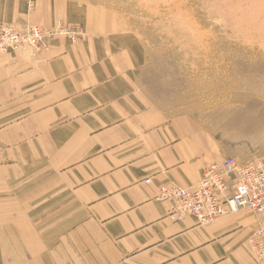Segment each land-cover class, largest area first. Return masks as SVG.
<instances>
[{
  "label": "crops",
  "instance_id": "0c3cea01",
  "mask_svg": "<svg viewBox=\"0 0 264 264\" xmlns=\"http://www.w3.org/2000/svg\"><path fill=\"white\" fill-rule=\"evenodd\" d=\"M135 1L0 0V26L86 34L0 53V264H255L251 211L198 225L157 200L216 157L148 73Z\"/></svg>",
  "mask_w": 264,
  "mask_h": 264
},
{
  "label": "rangeland",
  "instance_id": "374dc122",
  "mask_svg": "<svg viewBox=\"0 0 264 264\" xmlns=\"http://www.w3.org/2000/svg\"><path fill=\"white\" fill-rule=\"evenodd\" d=\"M125 4L128 7L120 8L122 16H134L130 22H136L144 39L148 73L158 75L169 106L174 102V115L189 118L206 137L208 154L216 157L215 162L229 157L239 164L264 162V0ZM57 25L82 31L75 40L49 36L44 50L55 37L73 43L86 38L83 26L63 22L50 29L12 27H37L49 35ZM22 52L36 54L6 53Z\"/></svg>",
  "mask_w": 264,
  "mask_h": 264
},
{
  "label": "built area",
  "instance_id": "2783aa9c",
  "mask_svg": "<svg viewBox=\"0 0 264 264\" xmlns=\"http://www.w3.org/2000/svg\"><path fill=\"white\" fill-rule=\"evenodd\" d=\"M64 27V28H62ZM79 27L57 25L53 33L45 35L36 27H0V52L25 51L39 53L46 48V38L67 35L75 40L81 34ZM157 200L168 202V217L174 222L186 215L198 225H207L221 217L241 210L255 215L254 230L247 239L254 263L264 264V163L238 165L229 157L220 164L205 168L199 183L192 188L175 184L160 186Z\"/></svg>",
  "mask_w": 264,
  "mask_h": 264
},
{
  "label": "bare ground",
  "instance_id": "6f19581e",
  "mask_svg": "<svg viewBox=\"0 0 264 264\" xmlns=\"http://www.w3.org/2000/svg\"><path fill=\"white\" fill-rule=\"evenodd\" d=\"M36 28H37V27H36ZM38 29H39V28H38ZM39 30H40V29H39ZM6 52H14V51H2V52H0V53H6ZM225 159H227V158H225ZM223 160H224V159H223ZM223 160H222V161H223ZM222 161L217 162V163H213V164H220ZM257 162H261V161H257ZM253 163H256V162H253ZM263 163H264V162H263ZM237 164H238V165H245V164H239L238 162H237ZM211 165H212V164H211ZM194 187H195V186H194ZM191 188H192V187H191ZM157 196H158V195H157ZM249 211H250V210H249ZM238 212H239V211H238ZM238 212H237V213H238ZM234 214H236V213H234ZM234 214H232V215H234ZM253 215H254V214H253ZM186 216H189V215H186ZM227 216H228V215H227ZM254 219H255V215H254ZM252 233H253V232H252ZM252 233H251V234H252ZM251 234L249 235V237L251 236ZM249 237H248V238H249ZM248 238H247V239H248ZM247 239H246V244H247L248 248L250 249V247H249V245H248V243H247ZM250 253H251V250H250ZM251 254H252V253H251ZM255 264H256V263H255Z\"/></svg>",
  "mask_w": 264,
  "mask_h": 264
}]
</instances>
